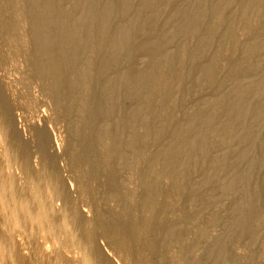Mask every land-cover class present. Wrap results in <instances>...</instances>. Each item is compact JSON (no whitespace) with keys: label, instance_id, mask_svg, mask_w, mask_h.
Instances as JSON below:
<instances>
[{"label":"bare ground","instance_id":"bare-ground-1","mask_svg":"<svg viewBox=\"0 0 264 264\" xmlns=\"http://www.w3.org/2000/svg\"><path fill=\"white\" fill-rule=\"evenodd\" d=\"M2 2L0 32L20 38L72 141L78 186L50 196L90 206L59 208L64 247L95 232L125 264H264V0ZM3 178L8 205L21 194Z\"/></svg>","mask_w":264,"mask_h":264},{"label":"rangeland","instance_id":"rangeland-1","mask_svg":"<svg viewBox=\"0 0 264 264\" xmlns=\"http://www.w3.org/2000/svg\"><path fill=\"white\" fill-rule=\"evenodd\" d=\"M24 48L20 38L0 32V175L5 181L14 184L21 194V198L11 199L8 205L0 199V262L67 264L61 261L63 254L69 258V264H83L88 258L93 264H100V254L115 257L116 252L97 233L93 232L86 241V250L81 245L72 248L63 245L65 215L59 208L77 200V192L61 200L50 195L52 190L67 192V189L73 191L78 186L69 163L72 141L63 115L42 88L41 80L32 74ZM42 126L48 130L49 148L45 154L40 152L36 143L39 138L38 127ZM25 165L37 174L36 180L33 179L34 175L24 170ZM130 175L134 176L133 173ZM75 203L81 211L90 207L82 200ZM48 206L56 211L51 219L47 213H40H45ZM20 207H24L25 211H19ZM67 216L71 218L69 224L75 232L80 233L87 227L75 219L70 211ZM52 219L54 222L47 226V222ZM223 231L217 227L211 233L216 236L223 234ZM6 241L13 245L20 259L16 257L13 260L12 253L4 252ZM247 251L245 247H240L236 252L245 255ZM115 259L118 264H125L117 257Z\"/></svg>","mask_w":264,"mask_h":264}]
</instances>
